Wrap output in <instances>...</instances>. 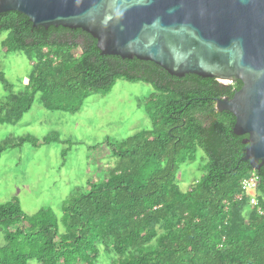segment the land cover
<instances>
[{"label": "trees", "instance_id": "1", "mask_svg": "<svg viewBox=\"0 0 264 264\" xmlns=\"http://www.w3.org/2000/svg\"><path fill=\"white\" fill-rule=\"evenodd\" d=\"M1 33L6 55L22 51L33 63L18 94L0 73L8 91L0 124L20 121L36 98L45 110L75 113L89 94L105 95L118 79L148 84L152 92L144 100L150 128L106 139L115 161L65 201L60 221L50 208L26 215L16 200L0 204V264H97L101 253L108 264H264V215L250 208L247 196L235 198L240 180L254 173L264 210V164L251 168L243 159L245 135L233 134L234 117L215 110V99L230 98L239 81L175 77L149 61L101 55L88 33L33 27L14 11L0 13ZM40 142L30 135L8 138L0 155ZM197 149L205 173L181 192L176 172Z\"/></svg>", "mask_w": 264, "mask_h": 264}, {"label": "water", "instance_id": "2", "mask_svg": "<svg viewBox=\"0 0 264 264\" xmlns=\"http://www.w3.org/2000/svg\"><path fill=\"white\" fill-rule=\"evenodd\" d=\"M9 11L33 27L80 29L101 55L149 61L175 77L239 81L215 110L234 117L251 168L264 164V0H0V13Z\"/></svg>", "mask_w": 264, "mask_h": 264}, {"label": "rangeland", "instance_id": "3", "mask_svg": "<svg viewBox=\"0 0 264 264\" xmlns=\"http://www.w3.org/2000/svg\"><path fill=\"white\" fill-rule=\"evenodd\" d=\"M5 37L6 33H1L0 73L12 85V92L18 94L28 80L33 62L22 51L6 55L1 48ZM72 53L77 55L79 51ZM151 92L148 84L118 79L105 95L89 94L75 113L45 110L36 98L20 121L0 124V144H7L8 138L26 135L41 141L36 147L23 143L1 153L0 204L16 200L26 215L50 208L60 221L65 201L88 180L105 175L115 161L103 145L106 139L121 141L150 128L144 100ZM7 94L0 83V101L4 102ZM56 137L57 142L53 140ZM44 139L48 141L43 142ZM205 164L200 149L194 159L180 164L174 182L181 192L201 179ZM107 258L101 253L97 264H108Z\"/></svg>", "mask_w": 264, "mask_h": 264}, {"label": "built area", "instance_id": "4", "mask_svg": "<svg viewBox=\"0 0 264 264\" xmlns=\"http://www.w3.org/2000/svg\"><path fill=\"white\" fill-rule=\"evenodd\" d=\"M259 182V177L250 173L246 177H243L239 182L240 193L235 196L236 199L240 200L242 195L247 196L248 205L250 208L257 207V213L260 215H264V210L258 207V203L256 200V188Z\"/></svg>", "mask_w": 264, "mask_h": 264}, {"label": "flooded vegetation", "instance_id": "5", "mask_svg": "<svg viewBox=\"0 0 264 264\" xmlns=\"http://www.w3.org/2000/svg\"><path fill=\"white\" fill-rule=\"evenodd\" d=\"M237 81V80H236ZM236 81H233V82H229V83H226V84H232V83H234V82H236Z\"/></svg>", "mask_w": 264, "mask_h": 264}]
</instances>
